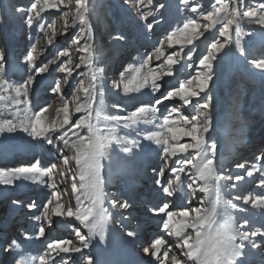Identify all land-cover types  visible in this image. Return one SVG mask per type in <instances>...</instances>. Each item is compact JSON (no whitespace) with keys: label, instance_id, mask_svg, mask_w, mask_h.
I'll return each instance as SVG.
<instances>
[{"label":"snow or ice","instance_id":"1","mask_svg":"<svg viewBox=\"0 0 264 264\" xmlns=\"http://www.w3.org/2000/svg\"><path fill=\"white\" fill-rule=\"evenodd\" d=\"M169 4L170 0H155V3L154 0H122V6L127 9L126 16L112 24L109 36L114 43L108 50L94 44L89 23L91 0H30L27 5H11L0 12V40L7 39L11 19L15 17L29 30V41L32 40L30 33L35 31L42 33L48 47H51L57 31L56 18L49 22L45 15L50 11L60 13V19L63 20L61 35L67 38V46L59 48L51 59L44 57L41 60L43 53L38 51L39 41L29 43L15 61L16 66L23 70V79L19 81L8 75L13 64L6 45H0V101L11 100L15 108L9 113L11 118H0V136L22 132L32 140L43 141V144L51 146L55 153L54 161L46 166L36 157L28 165L0 169V185L15 188L19 180L30 181L46 189L40 214H36L39 211L36 199L12 198L8 202L13 209L27 208L25 215L31 213L30 219L43 220L35 232H24L25 240L44 238L45 225L49 229L53 227V216L74 219L88 230V235H84L80 228H73L78 246H73L70 239L47 241L46 250L38 257L28 259L24 244L11 236L5 239L6 229L0 227V264H69L70 259L72 264H76L72 257L61 256L69 253L80 254L81 264H97L91 249L97 237L100 245L108 247L106 224L112 215L105 207V199L125 221L129 220V210L133 207L129 200H118L113 198L114 194L105 192L104 161L110 162L113 143L122 145L121 152L131 155L133 149L139 150L141 141L158 146L161 161L159 168L153 169L155 188L161 199L148 207L153 217H159V231L147 242L139 243L143 264H169V261L170 264H245V242L253 251L261 250L264 257V227L243 231L248 228L249 222L245 220L237 226L232 214L234 211L249 210L233 202L236 200L264 212V194L233 195L232 200L224 199L222 195L223 188L238 189L239 182L253 178L254 173L260 176L257 187L264 188V164L257 163L264 160V148L256 151L257 162L247 167V161L236 164V168L245 169V172L233 176L225 169L223 161H217V143L209 136L213 127L210 85L217 77V57L225 49L231 48H235L241 57L246 56L244 41L253 35V31L242 30L241 20L247 18L249 23H257L264 29V0H249L247 4L246 0H231V6L229 0H209L207 10L191 0H176L178 16L183 14L182 26L176 27L168 20ZM144 8L148 10L144 11ZM187 13H194L199 20L207 23H199L198 19L187 16ZM77 24L79 30L69 37V30L76 29ZM217 25L220 26L218 34L212 33L210 39L205 34ZM161 28L164 29L163 39L153 43L152 52L141 53L137 49L120 72V80L113 81V87L119 88L122 84L126 94H142L143 89H148L155 97L154 102L141 104L126 115H105L102 74L106 73L111 62L107 59L108 51H112L114 61L118 58V51L134 44L138 37L142 42H152ZM165 41L167 49H174L177 45L179 48L167 52ZM197 41L206 44L205 54H197L200 47ZM73 47L82 53L75 64L71 57ZM153 55L157 61H162L158 65L159 72L151 67ZM194 57L196 60H193ZM133 60L139 61L138 66L133 65ZM248 63L264 72V56L250 58ZM81 64L87 71H78ZM194 67V74L178 79V87L165 88V85L172 84L165 77H174L182 69L191 71ZM56 72L63 74L62 78H55L46 91L58 98L59 105L55 111L57 117L62 119L45 123V113L52 104L46 100L37 107L34 98L39 82ZM78 77H86L88 83ZM73 80H76L75 85L72 84ZM174 100L180 102L179 106L165 103ZM114 107L123 109L121 105ZM74 113L81 115L73 120ZM103 121H115L117 125L124 122L125 128L144 121L153 124L158 130H136V138L126 140L113 136L112 130L102 128ZM184 138L188 140L181 143ZM70 160L75 161V169L69 166ZM61 166L64 169L62 174L70 173L72 176V193H79L75 196V210L72 207L65 210L61 199L55 180L56 171ZM166 171L174 178L163 179ZM181 174L187 179L182 180ZM222 181L232 183L222 184ZM185 186L190 190L191 199H188ZM197 192L206 194L205 201H198L201 207L183 208L180 211L170 209V205L180 199L179 193H184V203L191 204L193 199H197ZM190 213L194 215L189 220ZM121 228L128 239L137 241L139 228L125 230L122 225ZM169 236L175 238L174 242L167 239ZM257 237L261 239L257 240ZM229 242L231 246L226 247ZM57 256L60 257L58 261Z\"/></svg>","mask_w":264,"mask_h":264},{"label":"rangeland","instance_id":"2","mask_svg":"<svg viewBox=\"0 0 264 264\" xmlns=\"http://www.w3.org/2000/svg\"><path fill=\"white\" fill-rule=\"evenodd\" d=\"M191 2L194 4H201L205 10L209 8V0H191ZM248 2L249 0H246V4ZM28 3H30V0H0V12H3L6 7H10L11 5H27ZM91 3L92 7L89 14V23L93 33L94 44L102 45L106 50L111 49V44L114 43V41L109 36V32L112 31V24H116L125 19L127 11L126 6H122V0H91ZM229 3L231 6V0H229ZM143 10L147 11L148 9L144 8ZM45 15L48 17L49 22H51L54 17L56 18L57 36L51 47H48L43 34L35 31L30 33L32 40L29 41V30L23 25L22 21L17 20L15 17H12L11 19V27L8 29L7 39L0 40V45H6L9 51V58L13 67L10 69L8 75L13 80L19 81L23 79V70L16 66L15 61L16 58L26 49L29 43L39 41L37 48L38 51L43 53L41 60H43L44 57H48L49 59L53 58L55 52L59 48L67 46V38L61 35L63 20L60 19V13L50 11L45 13ZM167 15L169 23H173V27L182 26L183 14L178 16L176 0H170ZM187 16L198 19L199 23H207L199 20L194 13H187ZM69 19L71 20V18ZM149 19H151V17H149ZM247 23V18L241 20L242 30L252 29L253 31V35L247 37L244 41L246 56L241 57L235 48L225 49L224 52L217 57V77L214 79L213 84L210 85V94L213 98V127L209 136L217 143V161H223L225 169L233 176L242 175L245 172V169L236 170V164L246 162V160L249 163L257 162L256 151L264 148V72L255 69L248 63V59L250 58L264 56V42H262V38H264V29H261L257 24L250 26ZM219 27L220 26L217 25L215 29H212L205 35L209 36L211 39L212 33L218 34ZM78 30L79 24H77L76 29L69 30V37L73 32ZM202 30L203 29H201V31ZM163 31V28L159 29L158 32L160 33L152 38V42H142L138 37L134 44L128 46L123 51H118V58L114 61L112 60V51H108L107 59L111 62L108 64L106 73L102 74L104 76L103 84L105 89L103 96V111L105 115H126L141 104L154 102L155 97L148 92V89H143L142 92L144 93L142 94H126L123 85L121 84L119 88H115L113 87V81L118 82L120 80V72L124 70V66L131 60V56L136 54L137 49H139L141 53H151L153 43L163 39ZM196 43L200 44V47L197 49V54H205L206 44H201L199 41ZM178 48L179 45L175 46L174 49H167V42L165 41V49L167 52L177 50ZM185 51H187V48H185ZM80 55H82V53H78L75 50V47H73L71 52L73 64L78 62V57ZM193 60H196V57H194ZM131 62L134 66H138L139 64L138 60H133ZM161 62L162 61H157L155 55H153L151 67L159 72L160 69L158 65ZM176 67L180 66L177 65ZM78 71H87V69L81 64ZM194 71L195 67L191 71L182 69L181 72L174 77H165L166 80L172 81V84L165 85V88L170 86L178 87V79L187 78L194 74ZM62 76L63 74L59 72L53 73L51 76L42 79L36 89L34 105L38 107L46 100L52 104L49 111L45 113V123L50 120L62 119V117H57L55 111L56 107L59 105L58 98L53 97L50 92L46 91L55 78H62ZM78 79H83L86 84L88 83L86 77H78ZM72 84L75 85L76 80H73ZM81 96H83V94H81ZM165 103L175 106H179L180 104L178 100L171 102L166 101ZM114 105H121L123 109L118 110ZM161 110L163 111V106H161ZM13 111H15V108L11 100L0 101V114H2V117L0 118H11L9 113ZM182 111H184V109H182ZM79 115L81 114L74 113L72 119L75 120ZM123 125L124 122H120V124L117 125L115 121H103L101 123L102 128L112 130L111 134L113 136L126 140L136 138V130H158L153 124L145 123L144 121L138 122L131 128H125ZM81 134L83 135L84 133ZM187 140L188 138H184L181 143ZM41 144H43V141L38 142L32 140L22 132H17L11 136H0V169L5 167H19L24 164L27 165L36 157L41 159L44 166L53 162L55 157L54 150L51 149V146L46 144H43V147H40ZM249 145L252 147V152L250 151V154H248V151L246 150V146ZM16 146L21 147L16 148ZM121 147L122 145L113 143L110 148V162L107 160L105 161V172L107 174V176H105L104 172L105 192L108 194H114L113 198L115 199L129 200V202L133 203V207L129 210V220L125 221L122 219L121 214L117 209H112L111 206L108 205L109 212L112 214L110 221L113 233L115 232L117 237L115 234L113 235L116 238L122 239L125 244L129 245L130 250H128L136 259L137 264L139 262L143 264L141 260L142 253H139V242H147L159 231V217H153L148 211V207L158 203L161 199L159 191L155 188L153 173V169H158L161 164L160 149L153 143L141 141L139 150L133 149L131 155H126L121 152ZM240 150L246 152V154L243 156L236 154V151L240 152ZM56 162L58 163V161ZM257 163L264 164V160ZM69 166L75 169V161L70 160ZM61 169H63V167ZM59 172L60 168L56 171L55 180L59 187L65 210L68 207H72L73 210H75V196L79 193L73 194L69 188H63L68 181L73 183L72 176L68 173L65 177L61 178V175H57ZM168 178L174 177H171L170 173L166 171L163 179ZM181 178L182 180L187 179L183 174H181ZM44 179L47 180V177ZM259 179V174L254 173L253 178H248L245 181L239 182L238 189H231L228 187L223 188L222 195L224 199L232 200L233 195L243 196L248 193L264 194V188L257 187ZM76 183H79L78 176L76 178ZM221 183L230 185L232 181H222ZM16 184L15 188L0 185V227L6 229L4 238L11 236L24 244V247L27 249L26 258L31 259L32 257H38L39 254L46 250L47 241L70 239L73 241V246H78L77 243H74V240H78L75 237L73 228H80L82 234L88 235V230L83 229L78 221H69L68 219L53 216V227L49 229L47 225H45L46 235L44 238H41L40 240H25L24 232H35L38 230L39 225L43 223V220L35 221L34 219H30L29 217L32 215L31 213L25 215L28 211L27 208L13 209L9 207L8 202L12 198L22 200L36 199L39 207V211H37L36 214H40V212H42V207H40V205L46 196V189H41L40 185L32 184L30 181L18 180L16 181ZM185 191L188 192V199H191L190 190H187L186 186ZM178 195L180 196V199L175 204L170 205L171 210L180 211L183 208L191 209L194 207H201V203L198 201L206 200L205 193L197 192V199H193L191 204H186L184 203V193H179ZM66 197L69 199V205L66 203ZM233 202L242 207L249 208L247 212L234 211L232 213L235 217V224L237 226L245 220L249 222L248 228L243 229V231H252L257 227H264V212L252 209L250 208V205H243L240 200ZM85 203H87V201H85ZM220 211L221 209L218 207V212ZM192 215L194 214L190 213L189 220ZM176 219L181 218L177 217ZM219 219L220 217L218 216V220ZM121 225L125 230H135L139 228L140 231L138 233L137 241L128 239L124 235V230H122ZM188 231L191 232L192 229H188ZM167 239L173 242L175 240L172 236L167 237ZM260 239V237H257V240ZM109 241L111 242L110 237ZM96 245H93L91 253L97 261V264H119L120 253H117V246L109 243L107 248L102 246V251H97L98 248H96ZM228 245L231 246V242H229ZM122 247L124 248V246ZM247 247L248 245L245 247V251H247V254H251V252H248L250 250H248ZM53 255H55V253H53ZM64 255H68L75 259L76 264H81L79 261L80 254H61V256ZM134 258L133 264L135 262ZM59 259L60 257L57 256L56 260L58 261ZM256 263L257 261H252V263L248 264ZM69 264H72L71 259L69 260Z\"/></svg>","mask_w":264,"mask_h":264},{"label":"bare ground","instance_id":"3","mask_svg":"<svg viewBox=\"0 0 264 264\" xmlns=\"http://www.w3.org/2000/svg\"><path fill=\"white\" fill-rule=\"evenodd\" d=\"M247 24H249L250 26H252L253 24L254 25H256L257 23H247ZM257 26H260V25H258L257 24ZM212 38V37H211ZM247 147V151H248V154H250L252 151H251V149H252V147L249 145V146H246ZM251 151V152H250ZM237 153L236 154H239V155H241V156H243V155H245L246 154V152H243V151H241L240 150V152H238V151H236ZM245 159H248V158H245ZM245 161V160H244ZM247 161V160H246ZM104 163H105V161H104ZM252 163V162H251ZM251 163H249L248 162V165H246V167L247 166H250V164ZM26 164H24V165H20V166H25ZM28 165V164H27ZM19 166V167H20ZM76 167V166H75ZM60 168V172H59V174H57V175H61V178L62 177H65L66 176V174H62V173H64V170L63 169H61L62 167H59ZM236 170H242V169H238V168H236ZM104 172H105V169H104ZM104 172H103V175H104ZM109 173V172H108ZM105 176H107V174H105ZM59 177V176H58ZM61 185V184H60ZM68 185V186H67ZM71 186H72V182H69L68 181V183L65 185V186H63V188H69L70 190H71ZM75 196V195H74ZM66 199V203H67V205H69L68 203H69V199H68V197H66L65 198ZM108 203H107V200L105 199V207H107L108 208ZM1 216V215H0ZM3 222V221H2ZM106 225H108L109 226V228H107V229H109L108 230V244L109 243H111V244H113V245H115V246H124V250H121V252L117 249V253H120V257H119V264H126V262H125V259L127 258V256L128 257H133L134 258V256L133 255H131V253L129 252V250H130V248H129V245H127V244H125V242L122 240V239H120V238H116L117 237V235H116V233L114 232L113 233V228H112V226H111V221H110V219L107 221V224ZM111 232V234H110V232ZM113 234H115V236L113 235ZM109 237L111 238V242L109 241ZM139 241H142V240H139ZM239 241H237L236 243H238ZM74 243H77L78 244V241H76V240H74ZM97 243H99L98 242V237H97V239H96V241H94V244L96 245ZM140 243V242H139ZM245 244H246V246L248 245L247 244V242H245ZM97 246V247H96ZM95 247L96 248H98L99 250H101L102 251V249H103V245H101L100 247H98L99 246V244H97ZM103 246V247H102ZM227 246H229L228 244H226V247ZM102 247V248H101ZM123 248V247H122ZM248 250H250V251H248V252H251V254H247V251H245L246 252V255L247 256H252V257H254V251L251 249V247H250V245H248ZM97 249V251H99ZM129 249V250H128ZM100 251V252H101ZM124 252V253H123ZM256 254V253H255ZM256 259V260H255ZM255 259H253V258H251V262L250 263H252V261H257V263L256 264H264V257H262V255L260 254L259 256H258V258H255ZM134 264H137V261H136V259L134 258ZM138 264H142V263H138ZM245 264H248V262L245 260Z\"/></svg>","mask_w":264,"mask_h":264}]
</instances>
